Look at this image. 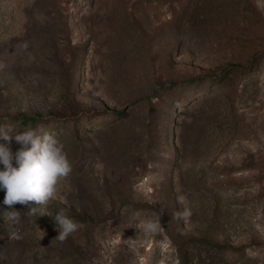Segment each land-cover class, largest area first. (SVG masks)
Masks as SVG:
<instances>
[{
	"label": "rangeland",
	"instance_id": "374dc122",
	"mask_svg": "<svg viewBox=\"0 0 264 264\" xmlns=\"http://www.w3.org/2000/svg\"><path fill=\"white\" fill-rule=\"evenodd\" d=\"M0 264H264V0H0Z\"/></svg>",
	"mask_w": 264,
	"mask_h": 264
},
{
	"label": "trees",
	"instance_id": "16d2710c",
	"mask_svg": "<svg viewBox=\"0 0 264 264\" xmlns=\"http://www.w3.org/2000/svg\"><path fill=\"white\" fill-rule=\"evenodd\" d=\"M22 122H26L27 119H32L31 117H22Z\"/></svg>",
	"mask_w": 264,
	"mask_h": 264
}]
</instances>
